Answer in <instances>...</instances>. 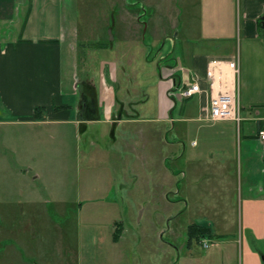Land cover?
<instances>
[{"label":"rangeland","instance_id":"1","mask_svg":"<svg viewBox=\"0 0 264 264\" xmlns=\"http://www.w3.org/2000/svg\"><path fill=\"white\" fill-rule=\"evenodd\" d=\"M27 2L18 0L21 16ZM62 14L66 93L80 98L72 90L76 76L77 87L95 85L101 107L107 88L112 99L148 97L136 109L138 123L120 128L108 122L113 114L83 103L97 121L27 126L16 131L29 140L0 138V151L10 142L17 151L0 154V264H239L245 233L237 200L230 199L242 179L239 160L216 172L212 148L193 156L201 142L181 136L190 126L170 121L160 107L159 49L165 36L199 49L196 0H66ZM240 50L238 37L239 62ZM190 141L199 146L190 148ZM192 224H209L221 244L190 240Z\"/></svg>","mask_w":264,"mask_h":264},{"label":"crops","instance_id":"2","mask_svg":"<svg viewBox=\"0 0 264 264\" xmlns=\"http://www.w3.org/2000/svg\"><path fill=\"white\" fill-rule=\"evenodd\" d=\"M65 1L28 0V5L24 4L22 18L18 0H0L2 139L9 134L14 139H21V135L28 139L30 134L16 131L27 126L97 121L93 119L95 114L83 110V103L88 105L86 108L89 110L93 104L92 110H98L106 116L113 114L108 122H112L114 128L139 121L136 119L139 116L136 109L145 105L144 97L148 96L144 93L141 97L123 95L122 98L112 99L114 95L107 88L108 97L101 107L95 85L90 81L91 89L82 83L77 87L76 76L72 79V90L81 91L80 98L75 99L73 94L66 93L62 62V42L65 38L62 8ZM196 4L199 14V49H194L185 39L179 43L165 36L163 51L166 49L162 56H168L167 64L170 66L159 69L162 80L160 107L168 114L170 121L190 126L181 136L195 135L201 142L199 151H191L193 156L201 158L202 152L207 154L204 148H212L210 151L216 161V172L223 170V162L239 160L242 179L236 194L233 192L230 195L232 202L234 198L237 200L245 233L239 264H264V142L258 137L259 131L264 129V0H196ZM13 24L18 26V30L15 29L17 34L11 39L8 34ZM238 37L241 62L234 54ZM102 46V51L107 50L108 46ZM233 61L238 64L237 73L228 67ZM211 62L217 63L216 77H219L214 89L210 88L206 76ZM188 74L189 80L186 79ZM193 82L198 84L199 93L181 99L180 89L189 87ZM89 90H93L94 94ZM221 92L234 95L239 124L232 120L212 121L209 118L210 99L215 93ZM113 100L121 106L119 110L114 109ZM69 107L73 111L66 113ZM126 107H129L128 112H125ZM36 108H43L39 119H34ZM72 115L75 116L73 120ZM114 137L112 131L111 141ZM234 140L237 148L235 156L232 150ZM12 146L11 142L4 143V153L16 154ZM197 146L199 143L190 141V148ZM4 153L0 151V154ZM173 158L170 157L171 160ZM218 181L222 182L220 176ZM168 193L171 194V190ZM224 193L219 195L223 205L227 204ZM221 218L228 217L223 215ZM206 225L211 228L209 224ZM217 239L206 240L216 247L221 244ZM202 245L207 248L204 243Z\"/></svg>","mask_w":264,"mask_h":264},{"label":"built area","instance_id":"3","mask_svg":"<svg viewBox=\"0 0 264 264\" xmlns=\"http://www.w3.org/2000/svg\"><path fill=\"white\" fill-rule=\"evenodd\" d=\"M228 67L237 73L238 64L236 61L230 62L228 64ZM216 68L217 63L211 62L209 63L206 71V76L209 80V86L211 89L215 88L217 79H219V77H216ZM197 93H199V86L196 82H193L189 87H182L179 91V96L181 97V99H186L192 97ZM209 118L212 121L232 120L239 124L240 118L238 110L236 108L234 95L226 92L215 93L214 95H212L210 99ZM258 137L260 141L264 142V129L259 131Z\"/></svg>","mask_w":264,"mask_h":264},{"label":"trees","instance_id":"4","mask_svg":"<svg viewBox=\"0 0 264 264\" xmlns=\"http://www.w3.org/2000/svg\"><path fill=\"white\" fill-rule=\"evenodd\" d=\"M101 47H103L101 45ZM43 111V108H36L35 110V117L34 119L41 118V113ZM121 231L120 226L118 225V228H116L114 238L117 239L119 236V233ZM187 235L190 240H194L196 243H201L204 239H214L220 236H217L212 233L211 228L207 226L206 224H192L188 227Z\"/></svg>","mask_w":264,"mask_h":264},{"label":"flooded vegetation","instance_id":"5","mask_svg":"<svg viewBox=\"0 0 264 264\" xmlns=\"http://www.w3.org/2000/svg\"><path fill=\"white\" fill-rule=\"evenodd\" d=\"M140 18H142V16H141ZM140 18H139V19H140ZM140 21H141V19H140ZM141 23L144 24V22H142V21H141ZM161 48H162V51H161ZM161 48L159 49V52L163 54V47L161 46ZM167 61H168V56H167V55H166V56H161V58H160V62H159V69H160L162 66H170L169 64H167ZM87 106H88V105H87ZM87 109H88V108H87ZM88 110H89V109H88ZM95 118H97V117L95 116L93 119H95Z\"/></svg>","mask_w":264,"mask_h":264},{"label":"water","instance_id":"6","mask_svg":"<svg viewBox=\"0 0 264 264\" xmlns=\"http://www.w3.org/2000/svg\"><path fill=\"white\" fill-rule=\"evenodd\" d=\"M141 17V16H140ZM144 25H145V23H144ZM110 32V31H109Z\"/></svg>","mask_w":264,"mask_h":264}]
</instances>
